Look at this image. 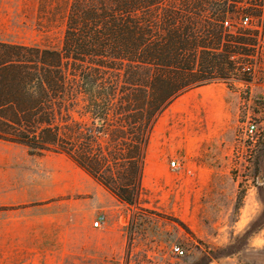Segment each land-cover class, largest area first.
<instances>
[{"label": "trees", "instance_id": "trees-1", "mask_svg": "<svg viewBox=\"0 0 264 264\" xmlns=\"http://www.w3.org/2000/svg\"><path fill=\"white\" fill-rule=\"evenodd\" d=\"M229 6L71 0L60 50L0 43V141L65 155L119 202L138 205L159 117L228 78L220 26ZM80 101L90 125L71 118Z\"/></svg>", "mask_w": 264, "mask_h": 264}, {"label": "rangeland", "instance_id": "rangeland-1", "mask_svg": "<svg viewBox=\"0 0 264 264\" xmlns=\"http://www.w3.org/2000/svg\"><path fill=\"white\" fill-rule=\"evenodd\" d=\"M223 1L230 10L220 26V52L230 48L232 69L226 82L211 84L223 92L187 102L186 112L175 106L181 100L174 102L157 120L140 201L121 203L120 254L101 261L0 256V264H264V48L258 33L231 34L223 25H239L247 15L264 26V0ZM70 2L0 0V43L60 50ZM82 107L80 101L71 118L90 125ZM249 124L257 127L253 141L244 134Z\"/></svg>", "mask_w": 264, "mask_h": 264}, {"label": "crops", "instance_id": "crops-1", "mask_svg": "<svg viewBox=\"0 0 264 264\" xmlns=\"http://www.w3.org/2000/svg\"><path fill=\"white\" fill-rule=\"evenodd\" d=\"M220 88L191 90L175 106L186 112L187 102L218 95ZM123 208L65 155L31 156L24 146L0 141V256H82L101 261L105 255H118L125 248ZM99 214H105L106 222L94 229Z\"/></svg>", "mask_w": 264, "mask_h": 264}, {"label": "built area", "instance_id": "built-area-1", "mask_svg": "<svg viewBox=\"0 0 264 264\" xmlns=\"http://www.w3.org/2000/svg\"><path fill=\"white\" fill-rule=\"evenodd\" d=\"M223 25H224V28L230 31L231 34H235L238 28H242L244 30L246 29L251 32L258 33V45L264 48V26L263 24H259L258 22H253L250 16H247V15L243 16L239 21V25L233 24L229 21H225ZM244 134L247 136L248 139L253 141L257 134L256 125L249 124L246 127ZM173 166H174V163H173ZM105 222H106L105 214H99L97 218L95 219V221L93 222L92 227L94 229H100ZM173 253L177 256L184 255V252L179 247H174Z\"/></svg>", "mask_w": 264, "mask_h": 264}]
</instances>
